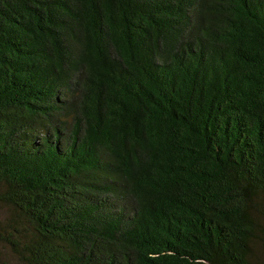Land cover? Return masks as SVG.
<instances>
[{"label":"trees","instance_id":"16d2710c","mask_svg":"<svg viewBox=\"0 0 264 264\" xmlns=\"http://www.w3.org/2000/svg\"><path fill=\"white\" fill-rule=\"evenodd\" d=\"M1 264H264V0H0Z\"/></svg>","mask_w":264,"mask_h":264},{"label":"rangeland","instance_id":"374dc122","mask_svg":"<svg viewBox=\"0 0 264 264\" xmlns=\"http://www.w3.org/2000/svg\"><path fill=\"white\" fill-rule=\"evenodd\" d=\"M9 214V209L6 208V206L0 204V221L5 220ZM2 261L16 262V259L9 249L0 243V264Z\"/></svg>","mask_w":264,"mask_h":264}]
</instances>
